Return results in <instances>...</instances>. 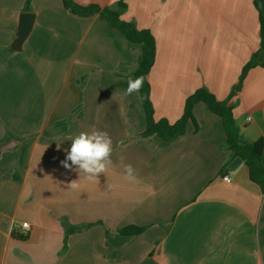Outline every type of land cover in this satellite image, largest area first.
<instances>
[{"label": "crops", "instance_id": "1", "mask_svg": "<svg viewBox=\"0 0 264 264\" xmlns=\"http://www.w3.org/2000/svg\"><path fill=\"white\" fill-rule=\"evenodd\" d=\"M73 1L103 8L120 0ZM123 1L121 18L155 40V120L175 122L201 86L226 100L258 49L252 0ZM23 4L0 0V50H8L0 60V264H264V192L241 158L228 168L220 118L198 102L197 131L188 122L164 147L142 138L138 93L124 95L139 46L61 0ZM22 13L33 22L14 48ZM227 104L242 137L264 141V67L251 68ZM93 130L108 133L113 151L108 171L90 180L60 161L72 138ZM261 162L264 169V147ZM129 164L134 182L124 178ZM74 180L77 189L68 187ZM130 225L143 230L117 233Z\"/></svg>", "mask_w": 264, "mask_h": 264}, {"label": "trees", "instance_id": "2", "mask_svg": "<svg viewBox=\"0 0 264 264\" xmlns=\"http://www.w3.org/2000/svg\"><path fill=\"white\" fill-rule=\"evenodd\" d=\"M30 1L31 0H24L23 11L30 10ZM61 2L65 9L75 15L86 16L97 14L98 17L107 21L113 29L123 34L128 42L139 46L140 60L132 75L134 79L138 76L145 77L143 87L138 93V97H144L142 101L139 99L145 121V128L141 133L142 138L153 137L159 147H164L177 137L184 134L188 122H191L194 131H197L198 127L192 109L196 103L201 102L206 106L210 113L215 114L220 118L225 134L224 147L230 150L232 158L240 157L242 159L247 167L249 179L257 184L264 192V169L261 162L264 141L262 139L256 141H248L244 139L235 124L232 108L227 104V101L241 89L242 82L247 72L256 66L264 67V17L260 12L257 0H252V2L258 11V49L242 66L237 82L231 88L227 99L218 100L207 88L203 86L198 87L186 97L182 114L173 123H169L164 118L159 120L154 119V108L150 99L148 74L154 63L155 40L149 30L138 29L132 22L125 21L121 18V14L126 8V3L123 0H120L110 6L100 8L94 4L80 5L73 0H61ZM7 53L8 50H0V60ZM261 53L263 54V60L259 61L258 57ZM76 230H78L77 227H67V233ZM142 230V227L130 225L119 229L117 233L128 236L139 234ZM11 235L17 239H26V236L18 235L14 232H12Z\"/></svg>", "mask_w": 264, "mask_h": 264}, {"label": "clouds", "instance_id": "3", "mask_svg": "<svg viewBox=\"0 0 264 264\" xmlns=\"http://www.w3.org/2000/svg\"><path fill=\"white\" fill-rule=\"evenodd\" d=\"M145 77L138 76L135 79L129 78L128 86L124 92L125 96H130L133 93H139L143 87ZM142 101L144 97H139ZM249 120L252 117L248 118ZM71 147L66 151L65 158L60 161V164L69 170H75L88 179H94L101 173H106L112 165L111 154L113 151L112 139L107 132L93 130L90 132H80L77 136L71 139ZM59 148V144H57ZM125 179L134 182L136 180L135 170L129 165H125ZM227 180L228 178L225 177ZM71 189L79 187L78 181H72L68 184Z\"/></svg>", "mask_w": 264, "mask_h": 264}, {"label": "water", "instance_id": "4", "mask_svg": "<svg viewBox=\"0 0 264 264\" xmlns=\"http://www.w3.org/2000/svg\"><path fill=\"white\" fill-rule=\"evenodd\" d=\"M33 22V14L31 13H22L20 15V20H19V32H18V37L15 41L14 48L20 47V44L22 41L25 39L27 36L28 32L31 29ZM241 163L240 157H235L231 163L229 164L228 168L230 169H235L238 164Z\"/></svg>", "mask_w": 264, "mask_h": 264}, {"label": "built area", "instance_id": "5", "mask_svg": "<svg viewBox=\"0 0 264 264\" xmlns=\"http://www.w3.org/2000/svg\"><path fill=\"white\" fill-rule=\"evenodd\" d=\"M248 118H249V117H247V120H249ZM225 177H227L228 179L226 180ZM222 179H223L225 182H230V178H229L228 175H225ZM19 227H20V229H22V230H24V231H28V230H29V225H28V223H26V222H22V223H20V224H19Z\"/></svg>", "mask_w": 264, "mask_h": 264}]
</instances>
